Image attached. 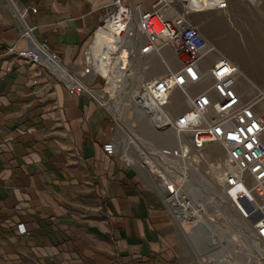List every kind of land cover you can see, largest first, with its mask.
Listing matches in <instances>:
<instances>
[{
    "label": "crops",
    "instance_id": "0c3cea01",
    "mask_svg": "<svg viewBox=\"0 0 264 264\" xmlns=\"http://www.w3.org/2000/svg\"><path fill=\"white\" fill-rule=\"evenodd\" d=\"M113 1L0 0V45L33 48L17 16L36 7L23 19L33 42L79 74ZM109 141L117 138L98 100L45 67L0 58V264H173L177 221L147 172L104 152ZM201 254L200 264L223 262Z\"/></svg>",
    "mask_w": 264,
    "mask_h": 264
},
{
    "label": "built area",
    "instance_id": "2783aa9c",
    "mask_svg": "<svg viewBox=\"0 0 264 264\" xmlns=\"http://www.w3.org/2000/svg\"><path fill=\"white\" fill-rule=\"evenodd\" d=\"M188 1L153 0L150 8L143 9L141 4L133 7L124 0H114L112 10L99 23L102 24L113 12L120 14L125 24L134 20L135 33L128 36L131 41L130 47H127L128 57L149 56L158 52L163 40H167L174 47L173 53L179 62L175 69H166L153 81L144 82L147 92L143 90L135 98L140 108L151 114L152 118L157 111L158 116L154 119L158 122L167 117L166 120L176 135L175 146L147 149V152L145 149L148 147H140L136 139L128 138L127 142L137 153V167L152 177L154 188L161 194L162 201L175 219L177 216L173 209H182L189 199L183 191V178H176L160 161L165 163L167 159H183L185 155L187 157V151H182L186 148L195 152L204 151L210 145L219 148L229 166L219 184L224 203L239 220L249 222V236L245 239L250 248L248 251L240 250V254L247 256L248 262L264 264V250H261L264 248V89L259 90L249 82V87L254 92L247 95L239 86L242 78L235 63L222 56L209 58L216 47L186 19L190 13L186 6ZM245 1L250 5L257 2ZM175 3L181 11L166 17ZM226 6V0H214L210 5L220 10H225ZM29 10L31 13L37 11L36 7ZM29 10H21L17 18L23 26L20 37L28 39L33 48L16 50L13 45L1 44L0 58L15 55L45 67L67 90L88 93L107 111L106 103L94 96V91L87 87L88 84L82 83L83 78L99 75L89 55L91 44L83 54V67L79 74L69 72L62 65L60 56L50 52L46 43L33 42V28L25 26L23 22ZM99 25L93 32V38ZM174 90L177 96L172 98ZM181 102L185 106L180 108ZM119 143H105L104 152L114 155L120 151ZM122 157L126 160L123 154ZM150 161L153 167L149 166ZM18 229L21 233H26L22 224L18 225ZM252 244L261 248L254 250L251 248Z\"/></svg>",
    "mask_w": 264,
    "mask_h": 264
},
{
    "label": "rangeland",
    "instance_id": "374dc122",
    "mask_svg": "<svg viewBox=\"0 0 264 264\" xmlns=\"http://www.w3.org/2000/svg\"><path fill=\"white\" fill-rule=\"evenodd\" d=\"M152 1L153 0H137V2H135V0H131L125 3L133 7L136 4H141L143 9H147L150 8ZM227 2L228 8H226L225 11H210V14L208 15L211 17H208V15L201 14L198 18L197 12L194 10L193 12L191 11L190 13H188L186 19L196 27L198 26L200 33L209 42L215 45L216 51L212 54V56L209 57L210 59H215V56H222L232 60L235 64L238 65L242 78L240 83L245 87V89H242L243 86H239H241L240 88L242 91L245 90L244 92L249 95L254 92V90H252V93L250 92L251 90L249 89V82H251L259 90L264 89V0H257V2L252 5L248 4L245 0H227ZM179 11H181V8L179 7V5H177V3H175L173 9L166 13V17H169ZM220 40L222 42V45L224 44L223 47L219 43ZM164 43L162 44L165 45ZM169 43L167 44L169 45V47L166 48L168 50L164 53L168 65L163 63L161 68L153 70V72L155 71V73L158 71L159 75H161L160 72H165L166 69H175L179 63L175 54L173 53L174 47H170L172 46V44L170 45ZM239 54H241L244 59V67L241 66V60L234 59L231 57V55H233V57H239ZM148 58L149 56L139 57L141 67L139 70H137V72H135V70H132V77L130 76L131 84H135L137 83V81L139 82L141 80V68L144 67L145 61ZM247 70L252 71V74L250 71ZM143 74L144 77L142 78V81L144 80L146 82L147 80H145V73ZM82 83L83 85L88 84L87 87L94 91V96L97 99H100L103 103H106L108 95H105L101 98L99 97V94L97 96L96 93L101 92L102 90H106L108 80L103 79L102 77H100V75H96L83 78ZM174 95L176 97L177 93ZM113 104L115 108L119 106L118 101L116 100H113ZM133 105L130 106L132 109L129 111V113H133L134 110L135 113H133L132 115L130 114V124H126L127 126H121L118 123L116 112L114 109L107 108V112L113 130L115 132L117 141L120 142V152L123 154V156H125L126 161H132L133 163H135L134 165L137 166L139 165L136 156L137 153L132 148V146H130L129 142H127L128 138H134L139 141V143H141L139 146H144V149L148 147L145 150H155L163 147L173 148L175 146L174 139L176 138V135L173 132V136L172 130L167 120L165 121L167 126L163 129L165 134H163V131H161L162 125L160 124V122L154 119L156 116H158L156 115L157 112L154 113L155 115H153L152 118L151 114L140 111L137 108L138 106L136 107L137 102H135ZM184 105L185 104H183V102L179 104L180 108L184 107ZM123 143L128 145H125ZM191 152V161L187 168L186 165L184 168H179L181 162H175L178 167H174V173L177 172L178 169H180V172L183 173L182 177L184 180L185 187L184 193L188 197L189 201H194L197 204V207L201 210V204H203V202H206L208 204L209 200H211L209 198H212L214 202L217 201V198L219 199V195L223 198L221 189H219V187L216 185V178H218L219 176L212 174V172L214 173L215 171L214 167L211 164L216 162L217 165L221 167L224 163V157L223 152L217 150L216 148L207 151L204 150L201 152ZM205 154H209L210 156L207 162L201 160V155ZM196 156H198L197 165H195L194 162V157ZM190 179L192 180V183H190L191 189L195 191L196 194L191 191L189 192V188L186 186L187 182ZM217 205H219V210H217V207L215 206H212L211 208L209 206L207 216H205L207 218L206 221L212 228V232H210V235L216 237V239L218 240L221 239L220 241L217 240V245H220L223 249L220 250L221 255L219 257H217V255H215L214 253L212 255L209 254V256H212L211 258L216 256V262L217 258H219L220 260L218 261H223L222 263H226L225 259L234 262V259L237 258L239 260L243 259L245 263L248 262V260L242 257L241 255H233L230 252L234 249L240 253V250L242 251L248 249L246 248V246L248 247L247 242L244 241V238H242L244 235H247L245 233L247 229L245 223L246 221L239 220V218H237V216L232 213V211L227 205L218 203V201ZM225 206L228 208V210ZM173 219L174 221H177L175 218ZM231 221H236L238 225H241V227H245V231L241 233L239 230H236V228H234V226L232 225ZM184 224L186 226L182 227L177 221L176 230L178 234L179 245L178 250H176L177 256L173 264H200L201 250L202 257L206 256H204L205 253H211L210 251H212L209 246L207 248H204V245L202 244V242H204L202 241L203 239L207 242L208 235L206 234H209V231H207V229L201 231L200 227L203 226H200V224H196L190 229L187 228L188 225L186 223ZM234 230H236L237 232H233ZM202 232L204 238L201 237ZM233 239H236V241L238 242H236V246L231 245L228 248V253L227 251H225V245H228V240L232 241ZM200 240L202 242H200ZM229 257L231 259H229ZM248 264L255 263L248 262Z\"/></svg>",
    "mask_w": 264,
    "mask_h": 264
},
{
    "label": "bare ground",
    "instance_id": "6f19581e",
    "mask_svg": "<svg viewBox=\"0 0 264 264\" xmlns=\"http://www.w3.org/2000/svg\"><path fill=\"white\" fill-rule=\"evenodd\" d=\"M213 1L214 0H189L188 3L186 4V6L189 7L190 12L191 11L193 12L194 10L199 11L203 8L204 9L210 8V9L215 10L216 8L210 7V5L212 4ZM226 8H228V2H227ZM216 10L220 11V9H216ZM221 11H225V10H221ZM122 31H124V33H122ZM131 33L132 34L135 33V22H134V20L125 24L121 20L120 14L113 12L112 15H110L107 18V20H105L102 24H100L99 27L97 28V30L95 31L93 42L91 43V47L89 49V55L91 56L92 60L95 63V66L97 67L96 70H97L98 74L101 77L108 80V85L106 87V90H102L101 92L96 93V95L98 96V94H99V97H101V98L104 97L105 95H108V98L106 99V106L108 109H114L115 110L118 123L121 126L122 125L124 126L126 124H130V117L129 116H130V114L132 115L133 113H135V110L133 111V113H129V111L132 109L130 106H132L135 102H137L136 107L138 106L137 108L140 111L146 112V111L142 110V108H140V105H138V100L135 99L137 94L140 95L141 93L144 92L143 90H146V92H147V89L144 87L145 81L144 80L142 81V78L144 77L143 73H145V77H146L145 80L153 81V79L159 75L158 71H157L158 73L157 72L155 73V71L153 72V70H157V68H161L163 63L168 65L164 53H165V51L168 50L166 48L169 47V45H167L169 42L167 40L166 41L163 40V43L166 42V43H164L165 45H163V44H161L160 40H158V44L159 45L161 44L160 49L158 50V52L150 54L149 58L145 61L144 67L141 68L142 69L141 70L142 73L140 75L141 80L139 82L137 81V83L134 82L135 84H133V83L131 84L130 78L132 77L131 76L132 70H135V72H137V70H139L141 67L139 56L128 57V55H127V53H128L127 47L128 46L130 47V44H131V41L128 38V36ZM170 47H173V46H170ZM216 57L217 56H215V58ZM236 66L238 67L237 64H236ZM238 69H239V67H238ZM239 72H240V69H239ZM163 73H164L163 71L160 72V74H163ZM240 85L243 86L241 83H240ZM242 89H245V87L243 86ZM250 92L252 93V90ZM176 93H177L176 90L172 91L171 97L175 98L174 94H176ZM113 100L118 101V104H119L118 107L115 108V106L113 104ZM160 110L164 111V109H160ZM165 121H166V118L160 121V124L162 125L161 131H163V134H165L163 129L167 126ZM122 128H124V127H122ZM172 134L174 136L173 131H172ZM179 138H180V136H179ZM138 143H139V141L137 142V144ZM140 144L141 143H139L138 145H140ZM183 147H185V146H183ZM163 148H166V147H163ZM213 148L220 150L216 146L210 145L206 149V151L211 150ZM158 149H160V148H158ZM155 150H157V149H155ZM146 151L149 152V150H146ZM182 151L183 152L187 151V157L185 155V157L183 159H179V158L167 159V161L165 163L163 161H160V164H162L163 167H166L167 170L170 169V172H172V174H174V176L176 178L182 177V174H183L182 172H180V169H178L177 172L174 173V171H175L174 167H178V165L176 163L181 162L179 168H181V167L184 168L185 165L187 168V166L190 164V161H191L190 156H191L192 152L189 151L187 148L183 149ZM201 156H202L201 160L206 161V162L209 160L208 158L210 157L209 154H205V155H201ZM194 162H195V165H197L198 156L194 157ZM148 164L150 167H153V163L151 161L148 162ZM223 164L221 167L219 165H217L216 162L211 164L214 167V171H215L214 173L212 172V174L219 176L218 178H216V185L219 187V189H221V187L218 185V183L220 184V182L223 180L224 173L229 170V166L225 162V160H224ZM152 169H154V168H152ZM190 183H192L191 179L187 182V185H186L189 188L188 189L189 192L191 191L194 194H196L195 191H193L191 189ZM182 186H183V191H184V189H185L184 180H183ZM209 199H211V200H209L208 204L206 202H203V204H201V210L197 207V204L194 201H191V202L188 201V204L183 206V208H182L183 210L180 208H177V207L175 209H173V212L177 216L176 220L178 221V223L182 227L186 226L184 223H186L188 225L187 226L188 229L192 228L196 224L197 225L200 224V226H203V227H200L201 231L202 230L204 231L205 229H207V231H209V234L208 233L206 234V235H208L207 239H210V238H212V239H210V241L208 242L207 245L214 252L210 251L211 253H209V252L205 253L204 256L205 255L206 256L204 258L212 257V256H209V254L212 255L213 253H215V255H217V257H219L221 255L220 250L223 249L220 245H217L218 239H216V237L210 235V232H212V228L209 226V223L206 221V219H207L206 216H207L209 206H210V208L212 206H215V207H217V210H219L218 209L219 205H217V201H218V203H221L223 205H226V204L224 203V200L222 197H220V195H219V199L217 198L216 202H214L212 200V198H209ZM226 209L228 210L227 207H226ZM231 223L234 226V228H236V230H239L241 233L243 231H245L244 230L245 227H241V225H238L236 221H231ZM245 223L247 226L245 233L247 235H244L243 237L241 236L242 238H244V241H246V239H245L246 236H249V231H248V223L249 222L246 221ZM236 230H234L233 232H237ZM203 236L204 235L202 232L201 237H203ZM220 240H218V241H220ZM228 241H229V243H227V244L229 246L225 245L226 249L224 248L225 251H227V252L229 251L228 248L231 245L236 246L235 244H236V242H238V241H236V239H233L232 241L231 240H228ZM257 247H259L257 244L251 245V248L254 250L257 249ZM246 248H250V244H248V247L246 246ZM259 248H261V247H259ZM261 250H264V248H261ZM246 251H248V249ZM230 252L233 255H236V254L241 255L238 251H236L234 249L231 250ZM242 257H244V256H242ZM223 258H224V256H223ZM244 258H247V256ZM218 260H220V259L217 258V261ZM225 261L228 262L227 259H225ZM234 263L235 264H248V262L245 263V261L243 259L239 260L238 258L234 259Z\"/></svg>",
    "mask_w": 264,
    "mask_h": 264
}]
</instances>
